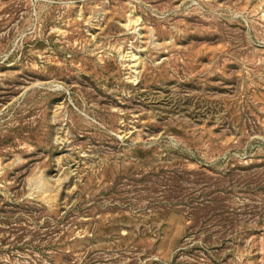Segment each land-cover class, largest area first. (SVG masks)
<instances>
[{"label": "rangeland", "instance_id": "rangeland-1", "mask_svg": "<svg viewBox=\"0 0 264 264\" xmlns=\"http://www.w3.org/2000/svg\"><path fill=\"white\" fill-rule=\"evenodd\" d=\"M0 264H264V0H0Z\"/></svg>", "mask_w": 264, "mask_h": 264}]
</instances>
